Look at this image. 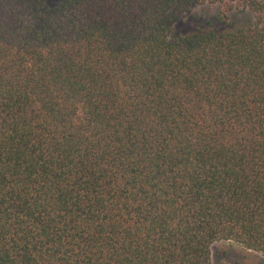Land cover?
I'll return each instance as SVG.
<instances>
[{
	"label": "trees",
	"instance_id": "1",
	"mask_svg": "<svg viewBox=\"0 0 264 264\" xmlns=\"http://www.w3.org/2000/svg\"><path fill=\"white\" fill-rule=\"evenodd\" d=\"M218 6L252 21L172 36ZM264 256V0H0V264Z\"/></svg>",
	"mask_w": 264,
	"mask_h": 264
},
{
	"label": "rangeland",
	"instance_id": "2",
	"mask_svg": "<svg viewBox=\"0 0 264 264\" xmlns=\"http://www.w3.org/2000/svg\"><path fill=\"white\" fill-rule=\"evenodd\" d=\"M50 5L58 4L63 0H47ZM218 6H202L192 13L183 15L175 24L172 36L188 35L196 32L233 31L252 21L251 14L232 13L226 22L218 21ZM212 264H264V256L249 251L243 246L229 241L215 243L212 246Z\"/></svg>",
	"mask_w": 264,
	"mask_h": 264
}]
</instances>
